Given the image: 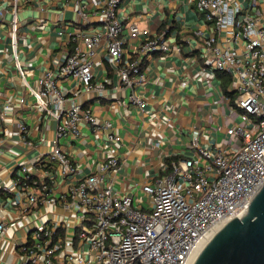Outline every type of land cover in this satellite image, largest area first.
I'll return each instance as SVG.
<instances>
[{
	"label": "built area",
	"instance_id": "1",
	"mask_svg": "<svg viewBox=\"0 0 264 264\" xmlns=\"http://www.w3.org/2000/svg\"><path fill=\"white\" fill-rule=\"evenodd\" d=\"M27 1L35 2L38 20L53 25L61 39L56 64L37 85L29 83L19 56L22 0H9L0 19L10 26L15 66L33 97L22 95L20 104L40 112L54 133L40 136L48 150L18 161L12 187L3 189L26 190L29 213L33 205L57 209L45 221L34 211V227L0 214V241L11 226L27 231L19 248L24 257L14 264H193L213 232L245 213L264 183V0ZM160 6L168 14L163 11L153 27ZM187 6L199 17L197 25L188 23ZM186 53L194 55L200 82L212 85L233 120L224 126L233 144L217 142L222 126L193 123L191 154L166 161L137 197L119 190L124 165L117 154L98 170L79 171L65 140L81 137L84 123L120 140L109 132L113 122H99L88 100H80L113 99L147 114L149 103L136 89L147 80V59L178 54L183 66ZM218 71L232 77L233 97L221 83L213 85ZM18 125L33 145L32 121Z\"/></svg>",
	"mask_w": 264,
	"mask_h": 264
},
{
	"label": "crops",
	"instance_id": "2",
	"mask_svg": "<svg viewBox=\"0 0 264 264\" xmlns=\"http://www.w3.org/2000/svg\"><path fill=\"white\" fill-rule=\"evenodd\" d=\"M34 3L22 0L24 6L19 12L21 25L18 47L26 77L35 86L44 72L56 64L61 39L53 31V25L38 20L41 13ZM8 6L9 0H0V9ZM182 8L187 13L188 23L197 25L199 17L190 11V7ZM157 10L158 17L154 19L153 27L161 23V15H165L163 11L168 14L161 6ZM147 24L146 21L141 23L142 26ZM161 27L166 28V24L162 23ZM178 29L170 28V32L176 35ZM9 31L8 22L0 19V214L6 220L23 218L30 227H34L38 223L34 211L39 209L43 213L41 219L45 221V216L51 215L57 208L33 205L29 213L25 208L27 191L12 188L13 191L9 192L3 187H12L18 161L48 150V145L42 144L40 136L52 137L54 131L45 126L40 112L23 109L20 104L22 95L30 99L33 97L27 92L15 66ZM185 57L188 59L183 66L178 54H155L147 59V80L144 84L136 85V89L144 94L149 103L147 114L131 106H120L113 99H88L86 96L80 100H88L99 122L110 119L113 126L109 132L119 135L120 140H109L105 131L97 132L84 123L81 137L65 140V147L79 171L88 173L98 170L106 157L117 154L124 165V175L118 184L120 192L142 196L140 187L159 173L167 158L191 154L189 145L193 123L217 129L219 125L224 127L233 121L225 114L218 94L210 88L212 85L207 86L205 83V87L200 82V65L194 66L191 61L194 55L186 53ZM212 83L219 85L221 79L216 75ZM128 92L130 88L122 91V94ZM25 120L33 123V145L25 142L18 125L19 121ZM217 137V142L223 145L233 144L222 129L218 130ZM203 139L207 140L206 137ZM136 186H139L137 190ZM26 241L25 229L14 226L8 228L0 241V264H14L24 257L19 248Z\"/></svg>",
	"mask_w": 264,
	"mask_h": 264
},
{
	"label": "water",
	"instance_id": "3",
	"mask_svg": "<svg viewBox=\"0 0 264 264\" xmlns=\"http://www.w3.org/2000/svg\"><path fill=\"white\" fill-rule=\"evenodd\" d=\"M193 264H264V183L247 211L225 223Z\"/></svg>",
	"mask_w": 264,
	"mask_h": 264
},
{
	"label": "trees",
	"instance_id": "4",
	"mask_svg": "<svg viewBox=\"0 0 264 264\" xmlns=\"http://www.w3.org/2000/svg\"><path fill=\"white\" fill-rule=\"evenodd\" d=\"M217 76H218V78L221 79L222 88H223V91L225 92V94L231 95L233 97L235 94L234 91L229 90V86L232 83V77L223 71H218ZM172 158H176V157H169V158H167L166 161L169 162Z\"/></svg>",
	"mask_w": 264,
	"mask_h": 264
},
{
	"label": "rangeland",
	"instance_id": "5",
	"mask_svg": "<svg viewBox=\"0 0 264 264\" xmlns=\"http://www.w3.org/2000/svg\"><path fill=\"white\" fill-rule=\"evenodd\" d=\"M222 131L225 132V131H226V128L223 127V128H222ZM70 138H71V137L68 136V137H67V140H69ZM62 139H63V138H62ZM138 188H139V186H136V187H135V190H137ZM140 188L142 189V187H140ZM141 193L143 194V192H141ZM49 216H50V215H49ZM49 216L46 215V216H45L46 219H48ZM57 219H59V220L62 219V216H61L60 214H57ZM71 231L73 232V231H74V228H72ZM69 250H70V251H73V247H70Z\"/></svg>",
	"mask_w": 264,
	"mask_h": 264
},
{
	"label": "bare ground",
	"instance_id": "6",
	"mask_svg": "<svg viewBox=\"0 0 264 264\" xmlns=\"http://www.w3.org/2000/svg\"><path fill=\"white\" fill-rule=\"evenodd\" d=\"M215 233H216V232L214 231L213 234H215ZM213 234H212V235H213Z\"/></svg>",
	"mask_w": 264,
	"mask_h": 264
}]
</instances>
